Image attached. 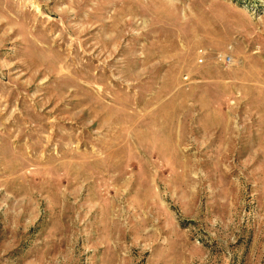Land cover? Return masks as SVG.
<instances>
[{"label": "rangeland", "instance_id": "374dc122", "mask_svg": "<svg viewBox=\"0 0 264 264\" xmlns=\"http://www.w3.org/2000/svg\"><path fill=\"white\" fill-rule=\"evenodd\" d=\"M0 264H264V0H0Z\"/></svg>", "mask_w": 264, "mask_h": 264}, {"label": "built area", "instance_id": "2783aa9c", "mask_svg": "<svg viewBox=\"0 0 264 264\" xmlns=\"http://www.w3.org/2000/svg\"><path fill=\"white\" fill-rule=\"evenodd\" d=\"M199 52H200V54H203V53L205 52L204 48H203V47H200V48H199ZM224 59H225V60H229L230 57L227 56V55H225ZM199 61H203V57H202V56H200Z\"/></svg>", "mask_w": 264, "mask_h": 264}]
</instances>
